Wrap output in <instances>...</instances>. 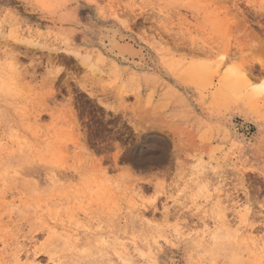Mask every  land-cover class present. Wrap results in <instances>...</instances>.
Returning <instances> with one entry per match:
<instances>
[{"label": "rangeland", "instance_id": "obj_1", "mask_svg": "<svg viewBox=\"0 0 264 264\" xmlns=\"http://www.w3.org/2000/svg\"><path fill=\"white\" fill-rule=\"evenodd\" d=\"M262 7L0 0V262L262 264ZM153 135L169 148L139 161Z\"/></svg>", "mask_w": 264, "mask_h": 264}, {"label": "bare ground", "instance_id": "obj_2", "mask_svg": "<svg viewBox=\"0 0 264 264\" xmlns=\"http://www.w3.org/2000/svg\"><path fill=\"white\" fill-rule=\"evenodd\" d=\"M112 43H113L114 47H116L118 49V51L120 52V54H122L124 56L123 58H126V59L131 60V59H134L136 56L139 57V55H140V51L137 50V49H135V48H133V46H131L129 44H120L118 42L116 43L114 39L112 40ZM71 53L74 54L76 57H78L80 59V62L84 65V67H87L89 69L92 68V70L95 69L94 67L96 65H92V64H94V61H93L91 55H89V54H82L80 52H75V51L74 52H71ZM90 66H91V68H90ZM233 81L235 83H237L238 85H240L241 87H243V88H250L252 91H255V89H256L255 86L252 84L251 80L249 81L247 79V77H245V75H240V74L239 75H236V76L234 75ZM149 138H150V141H151V143H150L151 144V147L152 148H156L158 151H156V150H154V151L153 150H151V151L150 150L149 151L148 150H146V151H143V150L139 151L138 152V158H137V159H139V161L149 160V159H154V158L155 159L156 158H161L165 154V152L167 151V149L169 148V144L170 143L168 144V142L166 141L167 139L164 140V138H162L160 136H157V135H153L152 137H149ZM0 143H1V140H0ZM136 157H137V155H136ZM238 208H239V211L237 213L238 221L236 223L237 224V228H238L237 231H242V230H244L247 227L246 226H242L244 224V219L242 217L243 210L241 209V207H238ZM254 232H256V231H254L253 229H250V230L245 229L243 231V234L249 233L248 235L247 234L246 235L249 237L248 239H250V238H255L254 236H256V235H253V234H255ZM206 233H207V230H204L201 235H206ZM252 243H253V245L256 248H261V245L262 244H261V242L259 240H255ZM26 255H27V253H26ZM19 258H21V257H19ZM52 260H53V258H52ZM54 261H57V260H54ZM1 263L3 264V262H0V264ZM261 263L264 264V257H263V260H262Z\"/></svg>", "mask_w": 264, "mask_h": 264}, {"label": "snow or ice", "instance_id": "obj_3", "mask_svg": "<svg viewBox=\"0 0 264 264\" xmlns=\"http://www.w3.org/2000/svg\"><path fill=\"white\" fill-rule=\"evenodd\" d=\"M41 6L44 7V6H46V5L42 4ZM250 6H251V5H250ZM261 11L264 12V7L261 8ZM55 71H61V69H55ZM237 71H239V70H237ZM259 92H260L262 95H264V84H262V85L259 86ZM214 170H215V169H214ZM217 187H219V184L217 185ZM237 191H239V188L237 189ZM229 195L231 196L232 194L229 193ZM173 199L175 200L176 197L173 196ZM193 199H195V197H193ZM250 206H251L250 204L246 205L245 208L243 209V211H244L245 213H247V211H248V209L250 208ZM181 209H183L184 211H189V210H191V206L188 205L187 203H184L183 201H181V202H179V204L177 205V207H176V211H177V212H180ZM259 209L261 210V215H264V200H260V201H259ZM167 210H168V209L166 208L165 211H167ZM226 210H227V207H226V206H224V205H221V206H220V214H221V215H223V212L226 211ZM243 219L246 220V215H245V217H244ZM177 235H179V231H178V230H177ZM150 264H158V262H157L156 260H152V261L150 262Z\"/></svg>", "mask_w": 264, "mask_h": 264}, {"label": "water", "instance_id": "obj_4", "mask_svg": "<svg viewBox=\"0 0 264 264\" xmlns=\"http://www.w3.org/2000/svg\"><path fill=\"white\" fill-rule=\"evenodd\" d=\"M145 141L150 142V138L147 137V138L145 139ZM145 144H146V142H143V143L137 145L135 148H133V149L131 150L132 155H135V156H136V153H138L140 150H143V149L145 150V149L147 148V147L145 146Z\"/></svg>", "mask_w": 264, "mask_h": 264}]
</instances>
